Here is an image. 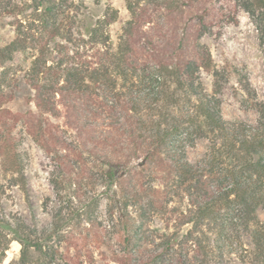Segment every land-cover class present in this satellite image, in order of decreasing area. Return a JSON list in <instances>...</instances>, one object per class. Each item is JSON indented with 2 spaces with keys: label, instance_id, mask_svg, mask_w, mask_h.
Here are the masks:
<instances>
[{
  "label": "trees",
  "instance_id": "obj_1",
  "mask_svg": "<svg viewBox=\"0 0 264 264\" xmlns=\"http://www.w3.org/2000/svg\"><path fill=\"white\" fill-rule=\"evenodd\" d=\"M72 3L0 0L15 30L0 63L29 52L21 83L35 107L20 110V121L56 162L55 194L70 210L67 218L60 208L43 235L20 224L21 258L88 213L85 239L106 245L114 232L121 264L220 262L238 252L242 232L254 249L241 248L264 264V105L260 126L227 120L203 85L202 70L214 69L201 42L244 9L264 54V0H126L130 17L117 40L109 28L117 9ZM12 128L0 122L4 165L24 179ZM200 138L208 151L193 162L186 145ZM100 193L118 206L112 230L94 216ZM156 214L171 233L150 225Z\"/></svg>",
  "mask_w": 264,
  "mask_h": 264
},
{
  "label": "rangeland",
  "instance_id": "obj_2",
  "mask_svg": "<svg viewBox=\"0 0 264 264\" xmlns=\"http://www.w3.org/2000/svg\"><path fill=\"white\" fill-rule=\"evenodd\" d=\"M72 2H84L96 13L109 6L117 9V20L109 26L114 40L122 34L130 17L126 0H68L70 8ZM13 20L12 16L0 14L1 46L14 38ZM201 42L211 52L215 71L202 70L206 92L218 103L227 120L260 126L258 107L264 105V54L250 14L241 9L237 23L225 24L220 32L205 35ZM29 56V52L18 50L0 63V122L5 121L13 127L24 169V179L22 174L6 170L4 151L0 146V220L6 221H0V264H121L116 261L120 246L114 232L108 235V245H101L92 237L85 239L88 232L85 228L89 227L85 218L88 213L71 216L73 219L63 223L60 233L39 238L43 241V251L31 247L28 256L21 258L22 244L14 234L15 229L20 231V224L43 235L44 230L51 228L53 216L60 208L65 217L70 218V210L66 209L69 204L60 202L55 194L52 179L57 174L56 162L20 121V110L35 107L33 103H28L31 91L21 83L24 70L30 63ZM208 147V139H196L186 145L187 156L193 162L200 161ZM171 206H176V203ZM117 210L115 198L101 194L93 212L98 222L109 227L117 216ZM128 210L135 214L133 207ZM258 216L264 224V207H259ZM150 223L161 231H173V228L165 230L160 214H156ZM241 236L238 252L227 254L223 261L212 264H262L241 248L242 245L246 250L254 249L251 235L242 232Z\"/></svg>",
  "mask_w": 264,
  "mask_h": 264
}]
</instances>
